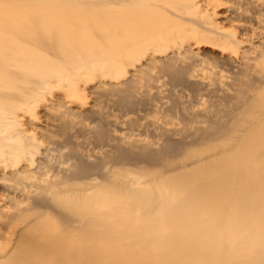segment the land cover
Segmentation results:
<instances>
[{"label":"bare ground","instance_id":"6f19581e","mask_svg":"<svg viewBox=\"0 0 264 264\" xmlns=\"http://www.w3.org/2000/svg\"><path fill=\"white\" fill-rule=\"evenodd\" d=\"M3 1L7 0H0V168L4 171L0 176L1 255L7 254L16 233L10 231L5 244L3 231L9 230L11 219L24 210L30 213L37 208L53 209L64 217L66 209V212L73 214L70 219L78 228V207L82 195L88 190H80L76 182H90L93 166L80 162V158L73 153L69 167L58 168L50 158L51 144L45 138V133L41 132L42 127L29 118V122L23 125L26 128L18 129L23 113H29V116L37 115L38 111L44 115L56 113L59 119L71 126L81 119V112L70 109L75 98L74 91L60 84L66 78L69 80L74 67L73 62L63 63L61 56L70 46L82 44L76 42V38L89 46L93 37L106 35L121 50H124L122 42L137 41V45L140 39L147 37L154 40L156 35L164 36V42L185 40L189 44L191 41L201 43L202 40H209V43L226 51L221 64L228 67L233 76H247L252 61L264 67V37L254 47L252 41L256 39V34L243 24L241 18L222 16L220 21L212 20V16L218 15L215 14L219 7L217 0H16L18 6L14 8H6ZM62 1L67 3L55 5ZM102 1L123 11L101 19L96 17L98 13L77 6L96 2L104 4ZM241 1L246 7H257L264 18V1ZM25 2L33 5H19ZM136 10L147 12L138 13ZM158 11L172 16L177 24L194 25L197 30L191 33L173 30L164 35L180 25L176 26L174 21V24H169L158 15ZM260 36H264V32ZM165 46L170 47L168 43ZM188 46L192 51V46ZM155 60L152 58L151 63H157ZM53 79L57 80L58 85L51 88L54 91H50L47 86L52 85L48 82H53ZM253 82L264 86V74H258ZM263 93L249 95L242 101L240 110L247 108L252 101L256 103L255 111L247 121L230 118L237 120L238 129L241 128L238 132H233L229 123L227 126L225 123H214L209 129L201 130L203 136L195 143L164 141L160 151L157 147L149 153L146 152L147 146L144 149L138 146L132 148L147 153L149 161L167 163L170 171H176L167 155L177 153L179 148L180 152L193 154L195 150L191 147L203 142L201 152L186 158V164L199 160L197 169L186 175L189 179L197 178L200 183L190 195L170 203L165 192H143L134 188L135 183H126L104 174L105 183L113 190L98 197L99 203L93 208L86 206L89 208L85 211L86 217L97 218L91 221L94 223L92 227L88 226L92 232L89 229L81 240L74 226L64 228V232L60 233L55 229H29V236L22 234L17 246L8 254L16 261L6 264H29L34 260L38 261L32 264H105L101 250L107 245L101 240H112L117 246L120 237L110 233L123 225L110 228L107 236L99 235L95 230L98 221L101 225L110 223L104 221V217L120 214L135 216L141 224L133 225L132 219L127 228L123 227L136 231L135 242L122 244L126 251L112 255L110 264H264ZM48 100L51 104H48ZM138 150H133V153H138ZM164 152L168 154L164 155ZM11 168L12 172L7 175L6 170ZM14 169H18V173L13 172ZM214 183L219 185L216 187L217 195L209 189ZM141 184L139 182L136 186ZM22 189L29 190V194L23 192L28 196L23 200L18 196ZM19 202H28L32 206L11 213ZM114 202H121V205L112 211L111 204ZM158 208H161V213L155 217ZM33 220L35 222L39 217L34 216ZM225 229L229 234H222ZM156 230L166 233L163 237L149 236L150 244L146 243L147 248L144 247L146 251L133 249L142 239L145 238V241L148 238L147 234ZM91 241L93 244L89 245ZM154 245L160 248L150 250Z\"/></svg>","mask_w":264,"mask_h":264},{"label":"rangeland","instance_id":"374dc122","mask_svg":"<svg viewBox=\"0 0 264 264\" xmlns=\"http://www.w3.org/2000/svg\"><path fill=\"white\" fill-rule=\"evenodd\" d=\"M3 2L6 8L18 6L16 0ZM102 2L104 4L96 2L77 6L85 11L98 13L99 15L96 17L101 19H107L113 13L119 14L123 11L122 8L114 9L105 1ZM217 2L219 7L215 14H218V17L212 16V20L220 21L222 16L241 18L243 24L256 34V39L252 42L254 47L258 46L264 37L260 36L264 32L262 30L264 29V18L257 10L258 8L255 6L246 7L241 0H217ZM65 3L67 2L62 1L55 5L61 6ZM30 4L25 2L19 5L29 6ZM128 8L126 7V9ZM136 11L138 13L147 12V10ZM158 15L169 21V24H174V21L176 26L180 25L178 29L175 27L164 35H168L173 30L185 33L197 30L194 25L183 22L177 24L172 16L164 14L163 11H158ZM158 34L160 33L158 32ZM155 37L154 40L147 37L144 40L140 39V43L137 45H135L137 41L126 44L122 42L121 46L124 50L117 49L106 35L93 37L89 46H86L82 42L83 40L76 38L78 40L76 42L82 43L83 46H70L69 50H65V54L61 56L63 63L65 61L73 62L74 67L69 80L66 78L60 84L74 91L75 98L72 99L74 102L70 109L82 113L79 122L77 120L75 125L71 126L65 120L59 119L56 113L44 115L41 111L33 116H29V113L21 115L26 120H21L23 117L19 119L18 129L26 128L23 125L29 122V118L38 127H42L41 132L45 133V138L51 144L50 158L54 166L69 167L68 162L71 161V155L76 153L80 162L91 164L94 170L90 173L93 176L90 182H76L80 190L89 191L82 195L83 199L78 207L80 213L78 228L70 219L73 214L66 212L65 208H62L65 209V211L63 210L64 217L63 214L60 215L53 209L37 208L30 213H26L27 211L24 210L22 214H18V217L11 219L8 227L10 229L3 231L2 239L5 244L9 232L16 233L7 254H0L2 264L16 261L8 257V254L12 253L17 246L22 234L29 236V229L31 231L55 229L60 233L64 232V228L74 226L77 228L75 232L78 231V237L81 236V240H83L85 232H88L89 229L92 232L90 227L94 223L91 221L97 219L95 216L86 217L85 211L89 210L86 206L90 205L93 208L95 204L99 203L98 199L103 197L101 195L109 193L108 190H113L108 188L109 186L105 183L104 174L126 183L137 185L142 182L140 186L135 185L134 188H139L143 192L152 194L165 192V197L170 203L180 200L187 194L190 195L198 185L200 186V183L197 178L189 179L190 177L186 175L197 169L196 165L199 160L186 164L188 160L186 158H189L188 155L193 157V155H197L194 153L201 152L200 148L203 147V142L191 147L192 150H195L192 152L193 154L180 152L178 151L180 148L176 150L177 153L174 152L172 155L163 153L164 155L168 154L167 159L172 160V164L175 165L173 168L176 171H170L171 168L167 167V163L160 164L149 161L146 157L147 153L154 151L157 147L160 151L164 141L195 143L203 136L201 130L209 129L214 123L221 125L225 123L226 126L229 123L232 131L238 132L241 128L238 129L236 121H247L253 115L256 107L254 101L247 104L245 109L240 110L239 108L242 106V101L249 95L263 93L264 86L256 85L253 82L258 74H264L263 66L252 61L247 76H233L228 71L230 69L221 64V59L225 56L226 51L214 43H209V40H202L201 43L196 40L188 44L185 40L164 42L162 40L164 36L156 35ZM166 43L170 47L165 46ZM188 45L192 46V51L189 50ZM170 57L173 59L170 60ZM152 58L156 59L157 63H151ZM236 62L238 63V61ZM251 71L253 72L251 73ZM48 83L52 84L50 87L47 86L50 91H54L51 88L58 85L56 79ZM69 86L71 87L69 88ZM125 98H127L126 102ZM48 102L51 104L50 100ZM145 103L149 105L144 106ZM230 118L237 120L232 121ZM201 123L206 124L202 125ZM136 146L143 149L147 146V153L136 148L138 153L134 154L133 150L136 149L132 148ZM213 152L216 153V151ZM122 157H124L123 160H119ZM12 168L5 169L7 175H10ZM18 171V169H14L13 172L18 173ZM3 172L0 168V176ZM183 177H185L184 180ZM190 182L192 183L188 185ZM217 185L214 183L209 187L215 195L218 194L216 192ZM23 192L29 194V190L22 189V192L18 194L22 200L28 197ZM29 202L33 201L29 200ZM18 205L17 208L12 209L11 213H17L22 207L32 206L28 202H19ZM120 205L121 202L112 203L111 210L119 209ZM160 213L161 208H158L154 216L157 217ZM34 216L39 217V220L34 222ZM103 219L114 224L105 222L101 225L98 221L99 225L96 226L95 231L99 235L107 236L110 233V228L123 225L120 229H112L114 231L111 230L113 233H110L112 236L120 237L116 242L117 246H114L115 242L112 240H101L103 244L107 245L101 250V254L105 257V264H110L113 261L112 255L119 251H126L122 244L135 242L136 231L123 227L127 228L132 219L134 220L133 225L141 224V222L135 216L127 214L111 218L104 217ZM165 233L162 230L150 232L146 236L148 238L145 241V238L142 239L140 244L133 249L146 251V243L150 244L149 236L163 237ZM227 233L228 229L222 232L223 235H227ZM88 244L92 245L93 241ZM144 247L146 248L144 249ZM159 248L154 245L150 250ZM37 261L34 260L29 264Z\"/></svg>","mask_w":264,"mask_h":264}]
</instances>
